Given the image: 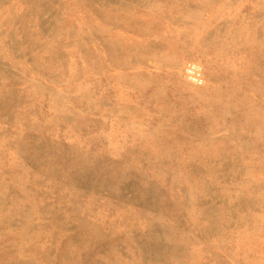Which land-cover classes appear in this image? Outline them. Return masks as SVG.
I'll return each mask as SVG.
<instances>
[{"label": "rangeland", "instance_id": "1", "mask_svg": "<svg viewBox=\"0 0 264 264\" xmlns=\"http://www.w3.org/2000/svg\"><path fill=\"white\" fill-rule=\"evenodd\" d=\"M0 264H264V0H0Z\"/></svg>", "mask_w": 264, "mask_h": 264}, {"label": "built area", "instance_id": "2", "mask_svg": "<svg viewBox=\"0 0 264 264\" xmlns=\"http://www.w3.org/2000/svg\"><path fill=\"white\" fill-rule=\"evenodd\" d=\"M184 75L194 86H202L205 83L202 66L196 63H187L184 68Z\"/></svg>", "mask_w": 264, "mask_h": 264}]
</instances>
